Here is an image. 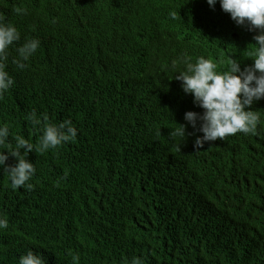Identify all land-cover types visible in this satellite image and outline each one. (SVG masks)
Wrapping results in <instances>:
<instances>
[{
  "label": "trees",
  "instance_id": "trees-1",
  "mask_svg": "<svg viewBox=\"0 0 264 264\" xmlns=\"http://www.w3.org/2000/svg\"><path fill=\"white\" fill-rule=\"evenodd\" d=\"M0 16L21 33L8 49L14 84L0 98L8 144L16 135L38 143L33 110L42 123L71 120L78 133L28 153L31 191L12 189L0 166L9 221L0 264L29 249L47 264H264V98L250 106L261 117L255 134L198 148L200 122L193 129L184 114L203 109L175 79L184 65L172 67L184 56L218 71L233 59L251 65L255 31L219 0H0ZM32 38L40 46L19 69L16 49ZM178 123L183 140L170 136ZM16 162L9 154L6 164Z\"/></svg>",
  "mask_w": 264,
  "mask_h": 264
},
{
  "label": "clouds",
  "instance_id": "clouds-1",
  "mask_svg": "<svg viewBox=\"0 0 264 264\" xmlns=\"http://www.w3.org/2000/svg\"><path fill=\"white\" fill-rule=\"evenodd\" d=\"M217 0H207L209 6L214 7ZM47 3V2H44ZM51 3V2H49ZM223 11L230 14L237 25H247L249 31H255L253 39L255 47L249 49L247 55L253 59L251 65L241 68L239 60H231L226 70L218 71L217 65L204 57H197L195 62L190 57L184 56L172 61L173 69H178L182 63L183 70L175 72V79L181 82V87L186 94H191L193 102L203 109L202 113L192 110L184 114L185 121L197 128L202 136H197L194 145L201 147L205 142L224 139L226 136L237 132L255 134L260 121V114L251 110L250 106L264 98V0H219ZM56 10L58 8L51 3ZM22 9L17 8L20 13ZM169 15L175 19L176 12ZM0 16V98L14 84L13 77L6 70L8 62V49L16 41H20L21 33L12 23H4ZM40 46L38 39H26L16 51L17 56L13 63L19 69L26 67L25 62L33 56ZM27 120L33 126L42 127V135L38 143L33 145L29 139L22 135L14 137L15 147L8 144L10 128L7 123L0 124V166L4 167L12 189L21 186L31 191L34 185L32 177L36 173L34 163L27 159L32 150L46 152L55 149L64 143L74 141L77 137V128L71 120L49 123L47 116L38 115L35 110L28 113ZM178 127L171 130L170 136L183 140L187 133L185 124L178 123ZM224 141V140H223ZM232 148V147H231ZM4 149L8 151L5 152ZM23 149V151H21ZM9 154L16 158L14 165H7ZM9 221L7 216L0 215V230L7 229ZM78 256L73 257V264H77ZM220 261H225L218 258ZM18 264H47L42 254L29 249L18 258ZM131 264H144L143 259L134 258Z\"/></svg>",
  "mask_w": 264,
  "mask_h": 264
},
{
  "label": "rangeland",
  "instance_id": "rangeland-1",
  "mask_svg": "<svg viewBox=\"0 0 264 264\" xmlns=\"http://www.w3.org/2000/svg\"><path fill=\"white\" fill-rule=\"evenodd\" d=\"M29 154L32 155V156H37L38 155V153L34 154L33 151H30Z\"/></svg>",
  "mask_w": 264,
  "mask_h": 264
}]
</instances>
